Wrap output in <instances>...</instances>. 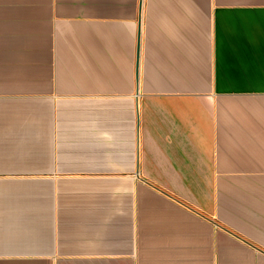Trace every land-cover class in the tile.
<instances>
[{
    "label": "crops",
    "instance_id": "1",
    "mask_svg": "<svg viewBox=\"0 0 264 264\" xmlns=\"http://www.w3.org/2000/svg\"><path fill=\"white\" fill-rule=\"evenodd\" d=\"M0 264H264V0H0Z\"/></svg>",
    "mask_w": 264,
    "mask_h": 264
}]
</instances>
